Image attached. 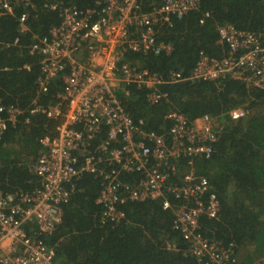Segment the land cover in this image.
<instances>
[{
    "label": "built area",
    "instance_id": "obj_1",
    "mask_svg": "<svg viewBox=\"0 0 264 264\" xmlns=\"http://www.w3.org/2000/svg\"><path fill=\"white\" fill-rule=\"evenodd\" d=\"M143 1L96 0L86 9L48 5L58 11L60 23L47 35L34 36L30 51L40 57L38 94H47L59 76L63 87L55 104L44 107L33 100L31 114L41 113L59 124L53 137L39 140L41 154L31 166L39 186L14 195L0 190V264H57L54 250L41 236L61 224L70 185L87 175L101 181L96 199L101 223H119L125 201H161L164 210H173V229L189 246L186 254L199 264H237L233 246L223 247L204 236L199 224L201 215L218 219L220 201L193 164L214 153L221 126L210 116L188 122L171 112L166 119L172 125L164 137L145 129L142 120L134 121L122 106L121 97L129 95L130 87L143 91L147 104L156 105L167 99L163 86L183 80L173 71L162 76L139 69L125 57L169 55L172 45L159 41L157 34L200 3L162 0L143 12ZM29 4L30 0H0V15H12L16 6ZM27 19L26 12L18 19L21 33ZM217 33L227 47L226 56L200 53L188 79L217 82L232 77L264 89V31L242 32L224 24ZM18 43L16 38L11 45ZM22 114L0 100V139ZM246 115L241 107L228 113L232 121ZM131 175L141 178L123 180ZM169 196L178 203L172 205Z\"/></svg>",
    "mask_w": 264,
    "mask_h": 264
},
{
    "label": "trees",
    "instance_id": "obj_2",
    "mask_svg": "<svg viewBox=\"0 0 264 264\" xmlns=\"http://www.w3.org/2000/svg\"><path fill=\"white\" fill-rule=\"evenodd\" d=\"M95 1L30 0L28 6H16L12 15H0V68L6 69L0 70V100L23 113L0 139V190L5 195L30 193L39 186L31 169L41 154L39 140L53 137L59 124L41 113L31 114L33 100L44 107L55 104L63 87L59 76L47 94H38L40 57L30 51L33 37L47 35L60 23L58 11L48 5L86 9ZM161 4L162 0H144L142 10L149 12ZM23 12L28 19L21 33L18 19ZM224 24L242 32H263L264 0H200L196 10L157 34L159 41L172 45L169 55L125 57L139 69L162 76L173 71L183 80L163 86L167 99L156 105L147 104L144 92L133 87L121 100L134 121L142 120L145 129L164 137L172 125L166 119L171 112L188 122L203 116L218 122L222 130L214 153L193 164L220 201L218 219L200 216L201 232L223 247L232 245L237 264H264V89L250 88L232 77L217 82L188 79L200 53L217 59L226 56L227 47L217 33ZM16 38L19 43L12 46ZM238 107L246 117L230 120L229 111ZM139 178L123 176L128 182ZM100 189L101 181L90 175L69 187L61 224L41 236L54 250L57 264H199L186 254L189 246L173 229L172 209L164 210L161 201H125L119 223H101V208L96 205ZM169 200L178 203L172 196Z\"/></svg>",
    "mask_w": 264,
    "mask_h": 264
},
{
    "label": "clouds",
    "instance_id": "obj_3",
    "mask_svg": "<svg viewBox=\"0 0 264 264\" xmlns=\"http://www.w3.org/2000/svg\"><path fill=\"white\" fill-rule=\"evenodd\" d=\"M74 183H75V182H74ZM74 183H73V184H74ZM73 184H72V185H73ZM70 186H71V185H70ZM69 191H70V190H69ZM69 193H70V192H69Z\"/></svg>",
    "mask_w": 264,
    "mask_h": 264
},
{
    "label": "crops",
    "instance_id": "obj_4",
    "mask_svg": "<svg viewBox=\"0 0 264 264\" xmlns=\"http://www.w3.org/2000/svg\"><path fill=\"white\" fill-rule=\"evenodd\" d=\"M19 32H20V30H19Z\"/></svg>",
    "mask_w": 264,
    "mask_h": 264
}]
</instances>
